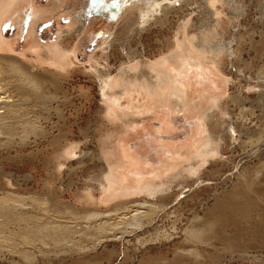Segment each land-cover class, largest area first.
<instances>
[{"label": "rangeland", "instance_id": "obj_1", "mask_svg": "<svg viewBox=\"0 0 264 264\" xmlns=\"http://www.w3.org/2000/svg\"><path fill=\"white\" fill-rule=\"evenodd\" d=\"M143 1L145 2V0H27L25 5H16L15 10L13 9L3 19L0 34L9 41L12 49L1 50L0 53L10 54L34 64L43 77L56 71L49 60L38 56L40 54L46 57L45 54L48 53L45 49L48 47L62 45L67 49L65 53L69 58L67 60L70 61L66 62V72H63L68 76L66 79L60 78L57 98L44 110L35 109L36 113L44 116L40 115L46 123L40 118V126L50 132V136L47 139L36 140L32 134L27 135L24 140L16 136L13 139L14 146L9 147L10 150L0 149V193L6 196L13 195L16 199L30 201L29 203L37 200L42 202L46 194L52 193L54 198L51 205L53 207L55 205L59 222L83 223L85 208L78 204L75 198L83 188L84 180L103 168V163L97 160V156L99 148L102 151L106 149L107 140L111 137L113 139L107 141L108 145L109 143L116 145L115 141L118 140V152L126 161L124 163L129 164L128 169L127 167L124 169L125 171L127 169V174L130 169V176L137 173L135 179L137 178L138 182L146 179V176L142 175L147 174V178H151L154 172L158 175L157 178H163L160 169L164 167L170 171L174 169L175 172V168H181L179 165L184 164V158L194 150L192 148L197 147L198 139L205 128L202 118L205 98L217 96L224 105L221 104L222 109L225 108L229 114L225 115V120H228L236 131L231 132V139L221 150L222 154L204 161L202 165L204 167L198 170L199 175L198 173L195 175L198 178L193 176L194 184L175 182L165 190L167 193L165 191L161 193L163 198L157 197L158 202L167 205L166 215L155 217L157 231L154 232L150 228L144 232H136L133 234L135 236L125 235L122 241L105 242L81 256L70 257L64 253L61 256L60 253L61 257L57 254L58 259H53L52 264H264V205L262 209L252 207L250 216L236 214V209L231 206L223 209V212L216 211L214 214L218 219L214 223V228L206 231L207 226L203 227L205 234L200 235L201 242L190 241L189 238L193 234L189 235L186 232L195 217L204 218L207 210L213 207L216 196L223 198L225 193H230L241 167H245L246 175L255 177L253 179L257 185L255 189L258 187L257 192L264 191V165L262 167L260 165L264 164V104L259 102V93L263 94L264 99L262 81L264 73L261 72L264 71V0H243L246 8L237 19L230 18L228 5L217 4L221 13L218 21L221 22L225 33L221 39L229 40L233 38L234 33L239 32L247 41L241 44L239 55L236 57L223 52L222 54L226 55L221 56V62H218L219 56V59H215L217 62L202 60L201 67L198 64L186 71L175 69L179 82L186 85L185 91L182 87L187 101L189 100L185 107L175 106L167 93L151 94L142 89L134 90L121 94L119 105L113 106L120 118L112 121L113 119H107L103 115L105 101L101 97L99 83L95 77L97 71L96 73L94 71L101 70L110 76L118 77L120 65L124 64L126 68L128 66L139 68L157 59L160 61L162 57L168 55L166 46L170 45L169 40L174 35L178 36L177 26L181 23L179 21H182V17L178 19L177 15L172 14L170 26L173 29L152 27L151 30H139L137 26L129 28L125 25L127 18L138 13L140 7L145 4ZM188 7L192 9L191 6ZM188 7L184 6V12L180 14L191 11ZM193 12L191 16L187 15L191 26H188V29L191 33L197 25L193 22L199 15L198 11ZM78 19L83 25L79 32H75L73 30L79 24ZM249 39L254 43L252 44ZM37 43L41 45L36 46ZM232 44L234 46V43ZM127 54H131L135 59L131 57L133 60L127 61ZM136 59L142 65L138 64ZM114 87L117 89H113L116 94H112L111 98H116L114 95L120 91L119 84ZM49 88L54 92L53 88ZM236 94L244 98L243 104L232 97ZM198 101L200 106L191 108V105ZM242 105L243 110L240 107ZM55 106L59 109L58 114ZM209 128L213 130V122L209 123ZM238 129L243 132L250 130L260 135L249 139V136L242 135ZM60 133L66 135V140L62 143L68 140L79 144L81 150L77 149L75 156L82 152V156L77 158L82 164L78 167L77 159H73L68 164H71V168L63 167L58 175L53 171L52 158L59 142H51L53 137H58ZM256 149L259 151L255 152ZM130 156L137 158L135 164L133 158L132 161L129 160ZM134 165L141 169L133 167L138 170V172L135 170V174L131 171L133 168H130ZM157 178L155 180H158ZM7 180L12 185H7L5 183ZM94 194L99 197L98 191ZM143 195L139 194L136 197L139 199ZM144 196L148 197L146 194ZM148 198L153 199L152 196ZM103 205L101 204L102 207H106ZM246 208L249 210L251 205ZM258 213L261 214V220ZM82 226L84 224H80L79 227ZM80 257L82 261L79 260ZM0 264L9 263L0 261Z\"/></svg>", "mask_w": 264, "mask_h": 264}, {"label": "bare ground", "instance_id": "obj_2", "mask_svg": "<svg viewBox=\"0 0 264 264\" xmlns=\"http://www.w3.org/2000/svg\"><path fill=\"white\" fill-rule=\"evenodd\" d=\"M25 2L27 3V0H0V25L3 19L16 8V5H25ZM144 3V6L142 5L139 11V7L137 8V14L127 18L126 26L129 28L137 26L139 30H151L152 27L157 29L165 28V30L166 28L173 29L170 24L172 21V14H175L178 16V19L182 17V21L178 20L181 22L176 30L178 36L174 35L175 33L172 34V36H174L169 40L170 45L168 44L169 46H166L168 55H165L164 58L162 57L160 61L157 59L158 62L154 61L155 63H148L143 66L142 63L136 59L138 64L140 63L142 67L128 66L126 68L124 64L123 66L120 65L119 69L121 67V70L119 71L118 77L114 75V77L110 76L107 72L101 70L94 71V73L97 71L95 77H97L99 83L101 97L104 98L105 101L103 115L107 119H113L112 121L120 118V115L115 113L114 105H116V107L119 105L121 94L134 90L142 89L151 94L167 93L175 106L185 107V105L189 103V100L187 101L186 94L183 92L182 87L185 91L186 85L179 82L177 77L178 73L174 72L175 69L186 71L190 70L193 65L198 64L201 67L203 63L202 60H211L215 62V59H219V56L220 61L218 62H221V56L226 55L222 54L223 52H226L228 55H235L236 57L239 55L238 51L241 48V44L247 41L242 35H239V32L234 33L233 38L223 41L221 38L225 33L222 30L221 22L218 21V16L221 13L218 10L217 4L228 5L230 8V18L237 19L243 14L246 8L243 0H145ZM184 6L192 7V9L188 7L191 11H188L186 14L184 13L186 16L185 18L183 13L182 15L180 14L184 12ZM193 11H198L199 15L195 18L196 21L192 19L195 21L193 24L197 23V25H195L194 31L192 30L193 33H191L188 29V16ZM82 25L83 22L80 20L73 31L79 32ZM2 38L0 34V51H11L12 48L10 49L9 41H6L4 38L3 40ZM249 41L252 44L254 43L253 40L249 39ZM232 43H234V46ZM40 45H38V43L36 44V46ZM43 48L45 49L46 47L44 46ZM45 50H47L48 53H44L46 57L40 54H38V56L47 61L49 60L48 62L51 63L50 65L56 68L54 69L56 71L50 73L47 77H43L37 71V67L34 64L10 54L0 53V149L2 150L3 148L9 149V147L14 146L13 139H15L14 137L16 136L21 140H24L29 134H32L34 140L38 138L47 139L48 136H50V132L47 130L46 132L40 126L39 120L44 116L38 112L39 115H37L35 109L36 111H39L37 108L40 110L43 108L44 110V108L51 105L53 100L57 98V90L60 89V78L68 76L66 75L67 73L63 74V72H66L65 65H67L66 62L70 60H67L69 58L65 53L67 49L60 44L48 47ZM131 57L134 58L131 54H127L126 60L129 61ZM133 58L131 60H133ZM123 61H125V59ZM135 65L137 64L135 63ZM106 71L108 70L106 69ZM261 72L264 73L263 70ZM262 77L260 78L262 79ZM262 81L264 80L262 79ZM118 84L120 86V91L117 92V95H114L116 98H111L113 96L112 94H116L113 89L117 90L114 86ZM49 87L53 88L54 92H51ZM259 94V102L264 104L263 94ZM232 97L235 101L243 104L244 98L240 94H236ZM205 102L206 104L204 108H202V118L204 119L205 128L203 127L204 130L202 135L199 139L197 138L199 140L196 145L197 147L194 146V148H192L194 150H192L191 154L189 153L190 155L187 153L188 156L184 158V164H182V166L179 165L181 167L179 169L175 168V172L174 169L172 171L164 167L160 169L162 166L158 168L163 172L160 174L162 176L164 175L163 178L159 175L162 179L157 178L158 175H156L153 170L154 173H152L153 176H151V178H147V174H144L142 176H146V179H141L142 182H138V180H136L137 178L135 179V176L138 175L136 173L138 172V170H136L138 167L136 168L135 165L130 166V168H136H133L131 171L137 175L130 176V169L128 170V174L126 172L128 169L127 165L129 164L124 163L125 160L122 159L123 157L118 152V140L115 141L116 145H110V143L108 145L107 141H112V137L107 141L104 139L107 143L104 142L105 145H107L106 149L102 151L99 148L97 156V160L103 163V168L84 180L83 188L79 190V195L75 198L76 202L82 204L81 206L85 208V210H83L85 212V216L83 215L85 219L82 218L84 219L83 223L72 221H67L66 223L59 222L58 215H56L54 209L55 205L54 207L52 206L54 198L52 193L46 194L42 202L37 200L34 201V203H29L30 201L24 202L22 199H16L13 195L10 196L7 194L6 196V194L0 193V261H6V263L8 262L9 264H52V261H54L53 259H56L57 254L59 255L60 253H62L61 256L63 253L70 257L81 256L91 249L94 250L96 246L103 245L105 242L111 240L122 241L125 239V235L126 237L131 236L136 234V232H144L150 228L156 232L157 226L155 217H162L167 213V205L158 202L159 197L163 198L161 197V193L169 189L175 182L180 184H194L195 179H193V176L195 178L197 173L199 175L200 172H198V170L204 167H202L204 161L212 156H218V154L222 152L221 150L223 147L227 145L228 140L231 139V132L236 131V129L227 122L228 120H225L224 117L228 112L225 111V108L222 109V101H220L219 97L213 95L208 96V98H205ZM198 104L199 101L193 103L191 108ZM240 107L241 110L244 109L242 108L243 105ZM54 109L58 114V107L55 106ZM241 110L239 109V111ZM45 111H43V113ZM118 111H120L119 108ZM48 112H50V110ZM40 115H42V117ZM125 115L123 114V116ZM130 117L131 120H133L132 116ZM126 118L127 117H125V119ZM121 119H124V117H121ZM44 122L46 123L43 119V123ZM108 122L110 123V120ZM121 122L116 121V123L120 124ZM210 122L214 123L213 130L209 128ZM113 123L115 124V122ZM244 128L246 129V127ZM239 131L242 135L245 134L249 136V139H251L252 136L256 138V136L260 135L259 133L250 132V130L247 132H243L242 130ZM108 138L106 137V139ZM63 140H66V135L60 133L58 137L54 136L51 142H59L57 143L58 148L52 158L53 171L55 174L58 173V175L62 172L63 167L71 168V164L68 165L69 162L82 156V152H80V155L78 154L77 157L75 156L77 153L76 150H81L78 143L68 140L62 143ZM122 147L124 148L125 146ZM257 151L259 150L256 149L255 152ZM131 158H133V156H130V161H132ZM135 158L134 156L133 162ZM76 162L77 166L81 167L82 161L77 159ZM260 165L262 167L264 164L262 163ZM174 166L176 167L177 165ZM125 167H127L126 171L124 169ZM138 169L141 170L140 168ZM255 169L257 168L255 167ZM259 169L261 168L259 167ZM143 171L145 173V170ZM245 171V167H241V170L238 171L239 173L236 171V182L231 188L230 193H225L223 198L216 196L214 198L213 207L207 210L204 218L195 217L193 221H191V224L189 223L190 226L187 227L186 232H188L189 235L193 234L189 238L190 241L202 240L200 235L205 234L203 232V227L205 228L207 226V230L205 229L206 231L214 228V223L218 219L214 214L216 211L223 212V209L230 208L231 206L236 209V214L250 216L252 214V207L261 208L264 205V191L259 190V192H257L258 187L255 189L257 185H255L253 179L255 177L246 175ZM133 173L131 174L133 175ZM158 173H160L159 170ZM139 175H141V173ZM156 178L158 180H155ZM5 183L7 185H12L9 180ZM95 191H98L99 197H96L94 194ZM169 192L170 191H168V193ZM139 194H146L148 197L152 196L153 199L144 195L138 199L136 195ZM100 203L106 205V207L104 205V207H102ZM249 205H251V208L248 210L246 206ZM260 215L261 214L258 213L259 220H261ZM220 218L221 217H219V219ZM80 224H84V226L79 227ZM189 239L187 241H189ZM61 256L59 255V257ZM83 258L85 261V257ZM81 259L80 257L79 260Z\"/></svg>", "mask_w": 264, "mask_h": 264}]
</instances>
